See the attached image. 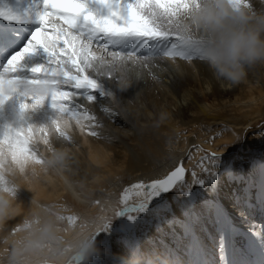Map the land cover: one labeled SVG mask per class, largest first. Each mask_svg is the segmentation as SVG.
<instances>
[{"label": "snow or ice", "instance_id": "1", "mask_svg": "<svg viewBox=\"0 0 264 264\" xmlns=\"http://www.w3.org/2000/svg\"><path fill=\"white\" fill-rule=\"evenodd\" d=\"M232 2L251 6L249 0ZM198 3L199 0L0 3V114L5 113L10 102L13 104L12 119L0 124V187L16 196L18 186L7 178L13 168H19L27 178L29 162L48 165L41 145L53 153L56 162L62 163L64 153L56 151L53 140L74 143L71 134L74 127L82 133L87 130L93 137L100 135L96 129L102 125L88 105L96 104L101 97L116 98L105 80L117 79L127 86L134 77L143 74L141 69H148L151 74V67L158 66L159 59L203 61L200 50L176 30L180 13ZM102 111L115 115L108 107ZM237 158L233 156L225 162L220 154L212 152L196 166L204 177L192 170L191 182L186 181V169L179 163L163 178L132 184L115 201L109 196L105 205L119 206L114 215L127 221L116 229L129 234L125 241L128 259L123 264H264V231L255 232L249 227L246 234L235 223L243 222L245 209L252 208L253 187L257 189L259 206L264 209V163L258 179L253 181L235 172ZM220 175L229 184H244L239 191L233 189L228 197L235 216L219 198ZM193 185L200 186L205 196L193 193ZM173 191L182 219L175 217L167 201H157L152 211L157 215L172 214L167 223L181 227L187 239L183 257L168 246L142 252L135 236V222L141 214L149 212L153 200ZM132 193L136 199L130 203ZM91 203L100 205L101 200ZM57 215L63 227L65 221L75 227L80 219L75 215ZM91 225L95 229L93 240L112 231L111 218L105 215L91 218ZM87 226L84 222L80 225ZM21 227L13 228V234ZM202 237H207L209 243ZM99 242L103 251L93 256L91 264H113L110 244L107 240ZM84 251L86 248L73 255L69 264H86Z\"/></svg>", "mask_w": 264, "mask_h": 264}, {"label": "bare ground", "instance_id": "2", "mask_svg": "<svg viewBox=\"0 0 264 264\" xmlns=\"http://www.w3.org/2000/svg\"><path fill=\"white\" fill-rule=\"evenodd\" d=\"M2 2L4 0H0V3ZM13 2H16V0H13ZM19 2L27 3V0H19ZM24 31L27 33L28 30L24 29ZM175 62L177 64L174 66ZM183 62L184 60L179 58L175 60L165 58L156 61V63L169 69H174L178 74L187 72L194 75L193 89L190 93H185L183 100H179L180 106L189 105L191 94L198 93L205 100V110H209L210 113H219L220 110H223L228 113L226 115L228 119L223 116L220 119L214 118L215 122L220 121L221 123L216 124L213 122V124H210L215 127L209 130L207 134L202 133L203 130L198 124H191L183 129L184 124L179 118L178 106L173 99L174 93L169 89L172 80L168 82L167 80L170 77L164 74L166 79L164 82L157 78L151 82L149 81L145 83L144 90L141 93L142 100L153 112L154 117L159 119L162 126L169 130L166 135H155L156 133H153L152 129L141 128L140 113L130 103L126 102L125 92L129 87L136 84L137 78L134 77L127 86H122L117 79L105 80L106 87L110 91H115L116 98L108 100L101 97L96 104L88 105L102 125V127L96 129L100 133L99 136L93 137L87 133V130L82 133L79 128L74 127L71 132L74 143H62L60 140H53L56 151L64 153L62 163L55 162L47 171L41 172L36 178H33L31 173L27 174V178L20 175H8V180L18 186L15 201L21 200L23 202V210L13 219H10L5 228L0 231V243H2L3 248L6 247V244L3 242L2 236L13 234L12 229L20 223L23 224L26 209H31L27 207L33 206V200L46 208L44 202L59 199L58 201L63 206H60L61 208L70 210L73 215L80 217L84 223L86 218L91 219L100 215L107 216L117 206L114 204L105 205L104 201L109 196L113 201L119 198V191L122 189L123 183L122 172H127V181L134 183L137 181L150 182L153 179L163 178L177 164L183 163L182 160L185 158L186 152L180 150L178 146L180 144L198 145L202 142L205 145L203 148L201 147L203 151L217 152L224 159L226 154L235 149L238 140L247 132V148L243 152L245 154H243V158L247 162V166L244 174H242L245 178L251 177L253 181L258 179L260 166L264 163V138L260 135L261 133L254 134L246 129L253 130L256 126L255 123L259 124L264 121L261 118V112L263 111L261 109H264V88L263 84H260L258 76L264 72V67H262L261 73L250 72L246 81L239 85L230 86L226 82H219L223 84V87H220L211 70L203 61L193 58L191 61H187V63L191 62L190 64ZM204 66L207 74L200 72ZM141 71L143 73L142 77L145 78L144 69H141ZM161 74L159 73V75ZM159 75L157 73V77ZM188 83L191 86L192 80ZM159 88L161 92H159ZM215 99L220 100L219 107L215 103ZM104 107L110 108L115 115L104 113L102 111ZM122 110H124V113H129L130 118L128 115H121ZM12 113L13 104L10 102L5 113L0 114V124L10 121ZM85 124L88 125V122L86 121ZM202 125L208 127L209 124ZM141 130H146V134L151 136L153 140H143L140 136ZM260 132H264V130ZM211 133L219 136L218 140L212 141L211 137H208ZM258 136L261 139L255 140ZM136 137L138 143L135 145L133 142ZM220 138H224V142ZM149 144L153 147H150ZM224 145L228 147H223ZM257 150L258 153L249 154ZM40 151L48 160L54 157L53 153L46 151L43 145L40 146ZM153 161L155 162L153 163ZM185 164L189 169L187 180L191 182L190 173L195 170L194 165L189 162H185ZM185 164L183 163V166L186 168ZM236 165L237 163H234L235 172L237 171ZM238 184L240 187L244 186L243 183ZM219 188L223 189V186L219 185ZM192 190L200 193L201 196H205L204 190L198 185H193ZM219 192L221 193L220 190ZM256 195L257 189L253 187L251 203L257 201ZM95 199H100L101 204L91 203ZM167 202L171 204L175 217L182 219L175 202V195L170 196ZM197 202L199 204V198ZM223 203L225 207L228 206L227 204L231 205L229 199H225ZM232 214L235 216L234 210ZM152 218L153 225L148 221L145 222L146 226L152 228V233L150 235H144L143 233L141 235L143 239H137L140 250L146 253L153 247L162 250L164 246H168L176 249L183 257L187 239L178 224L169 225L167 223V220L172 219V214L161 212L158 215L152 214ZM252 218L249 220L246 213L243 222L240 220L235 221L241 232L247 234L249 227H252L255 232L264 231V224H262L264 221H259V224L253 222ZM66 227L73 226L68 224ZM128 238L127 233L123 235L116 233L110 237L114 257L113 264H123L128 259L125 244ZM202 239L206 244L209 243L207 237H202ZM255 258L258 259V257Z\"/></svg>", "mask_w": 264, "mask_h": 264}, {"label": "clouds", "instance_id": "3", "mask_svg": "<svg viewBox=\"0 0 264 264\" xmlns=\"http://www.w3.org/2000/svg\"><path fill=\"white\" fill-rule=\"evenodd\" d=\"M251 5H236L232 0H199L177 18L179 35L198 48L203 62L218 82L230 86L246 81L251 71L264 67V0H249ZM48 165L29 162L27 174L33 178L47 171ZM13 175L25 177L19 168ZM16 196L0 187V231L20 211ZM27 212L21 230L5 238L0 250V264H69L70 258L84 251L86 264L102 253L99 241L91 238L95 230L86 218L85 228L63 227L55 211L40 206L36 200Z\"/></svg>", "mask_w": 264, "mask_h": 264}, {"label": "rangeland", "instance_id": "4", "mask_svg": "<svg viewBox=\"0 0 264 264\" xmlns=\"http://www.w3.org/2000/svg\"><path fill=\"white\" fill-rule=\"evenodd\" d=\"M256 2H258V0H256ZM179 59H181V58H179ZM160 60H162V59H160ZM183 63L190 64L191 62L187 63L186 61H184ZM157 64H158V67H156V66L151 67V74H149V70L148 69H144L145 78L142 77V75L139 76L137 78L136 84L132 85L131 87H129L127 89V92H125L126 102L130 103L135 108V110L140 113V119L141 120L139 122H140V125H142L141 128L152 129L153 133H156L155 135H158V134L159 135H166V133H169V130L165 126H162V123H161V121L159 119H156L154 117L153 112L150 110L148 105L141 98V93L144 90L145 83H147L149 81L151 82V81L155 80L156 78L158 80L164 82L166 80L164 78V74L168 75L170 77V79L167 80L168 82L170 80H172L171 84L169 85L170 86L169 89H170V91L172 93H174L173 94V99L177 103V106H178L177 111H178V114L180 115L179 118L181 119L182 124H184V126L182 127L183 129H186V127L190 126L191 124H198V125H200V127L203 130L202 133L207 134V132H209V130H212L215 127V126L210 125V124H213V122L216 123V124L221 123L220 121L215 122L214 118L220 119L221 116H223L225 119H228L226 117V115H228V113L224 112L223 110H220L219 113H217V112L210 113L209 110L208 111L205 110V100H203V98L198 93L191 94L192 97H191L189 105L186 104L183 107L180 106V104H179L180 101L179 100H183L185 93H190L191 90L193 89L194 75H192L191 73L188 74L187 72L186 73H182V74H178L177 72H175L174 69L172 70V69H169L168 67L163 66L162 64H159V63H157ZM176 64H177V62H175L174 66ZM154 67H156V68H154ZM262 69H263L262 67H259V68L255 69V70L251 71V72H257V73L259 72V73H261ZM200 72L204 73V74H207L205 66L200 70ZM157 73H158V75H159V73H162V74L159 75V77H157ZM258 76L260 78L259 82H260V84H263V88H264V72H262ZM145 79H146V81H145ZM190 80H192V85L191 86L188 83ZM216 82H217V80H216ZM217 86H218V84H217ZM219 86L223 87V84L219 83ZM159 92H161L160 88H159ZM263 97H264V92H263ZM208 100L210 102H212V100H210V99H208ZM219 102H220V100L215 99V103L217 104L218 107H219V105H218ZM182 103L184 104L183 101H182ZM261 111H262L261 112V116H262L261 118L264 119V109H261ZM123 114H125L126 116L128 115L129 118H130L129 113H124V110H122L121 115H123ZM257 120H259V119H257ZM202 124H205V125L209 124V125H208V127H205ZM255 125L256 126H254L253 130H248V129H246V130L250 131V132H252L254 134L261 133L260 135H262L263 136L262 138H264V132H260V131L264 130V121H262L259 124L255 123ZM140 136L145 141H152L153 140L151 136L146 134V130H141L140 131ZM259 136L255 140H260L261 138L259 139ZM208 137H211L212 141H216L219 138V136H216V134H214V133L209 134ZM247 137H248V135H247V132H246L244 134V136L242 135V137L238 140V143H237L235 149L232 150V152H229L228 154H226L225 157H224V161L225 162L229 161L228 159L229 158L231 159L233 156L238 157L235 160V163H237V165H236L237 166V171H236L237 174H242V173L244 174V171L246 170L247 162L244 161L243 156L245 154L243 152H245L246 151L245 149L247 148L246 147L247 146V144H246ZM242 138H243V140H242ZM221 140L223 141L225 139L222 138ZM137 143H138V138L136 137L135 141L133 142V144L136 145ZM178 146H179L181 151L186 152L185 158H183L182 162L184 164H185V162H189V163H191V165H194V169L197 171L198 175H200L201 177H204V174L202 172H200V170L196 166H197L198 162L201 160L202 157H204L206 154L210 153V152L202 150V148L205 145L202 142H200L198 145H196V144L195 145H188L187 143H184L183 145L180 144ZM150 147H153V146L150 145ZM258 152L259 151L257 150L256 152H252V153H249V154L258 153ZM154 162L155 161H153V163ZM185 166H186V164H185ZM185 169H186L185 179H186V181H188L187 180L188 179L187 175H188L189 169H188L187 166H186ZM220 177L221 178H220L219 185H222L223 189L219 188V190L221 191V193L219 192V195H220L219 197H220V200L222 202H224L225 199H228V197L231 195L233 189H237V191H239L241 188L244 187V186L240 187V185L238 183H235V182L232 183V184H229V182L225 179V177L223 175H220ZM127 178H128V173L127 172H122L123 183H122V189L119 191V198L123 196L124 189L129 188L132 184H134V182L127 181ZM192 191H193V193H196L194 190H192ZM169 195L170 196L175 195V191L170 192L168 194H162L161 197H158L155 200H153L152 204L149 206V212L148 213H143V214H141L138 217L137 221L135 222V225H136L135 236H136V238L138 240H142L143 239V238H141V235L143 233H144V235H150L152 233V231H151L152 228L149 227V226H146L145 222L148 221V222H150L151 225L154 224V222L152 221V219H153L152 218V214H154L153 211H152L153 206L159 200L168 201V199L170 197ZM130 196H131V199H130V203H131V202H133L136 199V197H135L134 193L130 194ZM15 199H17V198H15ZM58 200L59 199H57L56 201L49 200L48 202H44L45 207L47 209L55 211L56 213H58L60 215H64V216L73 215L70 210H66L64 208H61V207H63L62 203H60V201H58ZM15 203L20 206V211L19 212H21L23 210V208H22L23 202L21 200H16ZM257 203H258L257 201L252 202V208L245 209V212L248 214V219L249 220H250V218L253 217L251 220L253 222H255V223H259L260 224L261 221H264V211L259 206V203L258 204ZM227 205H228L227 208L229 209V211L232 212L233 209H232L231 205H229V204H227ZM27 208H31V207H27ZM29 210L30 209H26L25 216H26V214H27V212ZM117 210H119V206H117V208H115V210L113 212H109V214L107 215L108 217L111 218V221H112V231L109 232V233H101L97 237V241L107 240L108 243L110 244L111 243L110 237L113 236L114 234H116V233H121L122 235L126 234V233H123V232L116 231V229L118 228V226L122 222H126L127 223V221L124 218L117 217V216L114 215V212L117 211ZM79 220H81V219H78L77 222H76V227L77 228H81L80 225H81L82 222H84L83 220H81L82 222L81 221L79 222ZM262 224H264V222ZM262 224H261V226H262ZM21 225H22V223L18 224L17 227H20ZM67 225L68 224L65 221L64 222V226L66 227ZM127 235L129 236V234H127ZM6 237H7V235H3L2 236L3 242L5 241ZM110 247H111V244H110ZM4 248H3L2 243H0V250H3ZM250 258H252V257H250Z\"/></svg>", "mask_w": 264, "mask_h": 264}, {"label": "water", "instance_id": "5", "mask_svg": "<svg viewBox=\"0 0 264 264\" xmlns=\"http://www.w3.org/2000/svg\"><path fill=\"white\" fill-rule=\"evenodd\" d=\"M185 176H186V173H185ZM147 183V182H146ZM164 194H167V193H164Z\"/></svg>", "mask_w": 264, "mask_h": 264}]
</instances>
